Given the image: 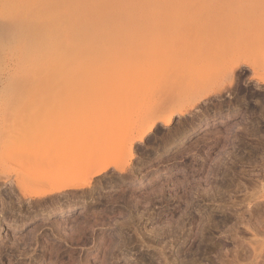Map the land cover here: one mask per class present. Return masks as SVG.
<instances>
[{
  "label": "rangeland",
  "instance_id": "obj_1",
  "mask_svg": "<svg viewBox=\"0 0 264 264\" xmlns=\"http://www.w3.org/2000/svg\"><path fill=\"white\" fill-rule=\"evenodd\" d=\"M141 3L77 78L38 26L19 39L33 70L16 71L8 12L45 5L0 0L3 264H264V0Z\"/></svg>",
  "mask_w": 264,
  "mask_h": 264
},
{
  "label": "bare ground",
  "instance_id": "obj_2",
  "mask_svg": "<svg viewBox=\"0 0 264 264\" xmlns=\"http://www.w3.org/2000/svg\"><path fill=\"white\" fill-rule=\"evenodd\" d=\"M21 1L23 2L24 0ZM42 1L43 4L45 5L44 7L45 9H43L42 11L37 10L34 12H30L28 9L24 8L25 5L19 8L15 5L19 10L18 11L13 10V13L12 11L8 12L11 18L12 17L16 18L15 20L16 22H14L15 25L13 26L14 33H12V35L10 34L11 36L9 35L10 36L9 39L7 38L8 39L7 41L10 43L9 45L12 52L15 53V57L17 56L18 58V63H17L18 66L16 68V71L20 72L24 70L27 71L28 73V70L31 71L33 70V65H32L33 62L31 60L33 56L29 52L24 51L19 39L22 40L23 38L27 37L31 29L38 26L39 32L42 38L44 39V43H45V49L44 51L42 50L44 54L51 58L58 59V62L68 58L72 54L75 55L76 65H75V69L73 70V74L78 78V77H82V75L84 76V74H87L84 73L85 71L83 68L85 67L84 65L86 63L99 62L102 61L103 58L107 57L106 55L107 53L103 54L101 53V51L98 52L97 48L98 46L104 48L105 44H107V42L109 41L110 36L108 34L100 36L98 32L104 29L108 30L112 26L114 27V25L116 26L119 25L123 27L125 24H128L130 19L126 18L125 14L134 10L136 12L138 11L141 12L142 10L140 3L143 0H124L123 3L120 5V7L118 5V0H79L76 3L75 2L72 3L71 5L67 4L65 0H42ZM153 1H154L153 3L154 5L158 4L157 0H153ZM162 3L165 4V2ZM33 4L34 3H32V5ZM37 4L38 2H36L35 8H37ZM33 10L35 9H32V11ZM89 15L94 16L96 20L94 24L90 26H86L85 23L88 21L87 18ZM87 70H88V74L90 75L92 71L90 69ZM59 72L61 75H64L68 73V69L64 66H60ZM163 119L166 124H169L172 119V115H170L169 117H165ZM108 166L109 164H104V165L99 164L95 168L93 175L101 173ZM89 183H90L89 180L83 181V183H79L76 185L72 182H68L64 187H83L89 185ZM47 193L48 192L46 191L43 193V195ZM72 210L73 208L65 209L63 211L60 210L61 212L59 214H61V216H67L72 213Z\"/></svg>",
  "mask_w": 264,
  "mask_h": 264
},
{
  "label": "snow or ice",
  "instance_id": "obj_3",
  "mask_svg": "<svg viewBox=\"0 0 264 264\" xmlns=\"http://www.w3.org/2000/svg\"><path fill=\"white\" fill-rule=\"evenodd\" d=\"M260 191L264 193V186H261ZM262 222H264V220H262ZM106 227L110 230L111 239L118 248H123L128 243H130L129 230L131 228V225L124 218H113L110 220ZM248 235L251 236V233H249ZM260 236L262 239H264V232H261ZM136 240L145 246H150V242L145 240L139 234L136 235ZM253 242H255V240H253ZM0 264H3V262H0ZM131 264H134V261H131ZM218 264H227V261H218Z\"/></svg>",
  "mask_w": 264,
  "mask_h": 264
}]
</instances>
